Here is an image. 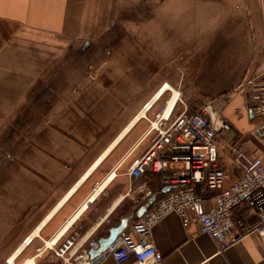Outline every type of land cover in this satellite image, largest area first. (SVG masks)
Here are the masks:
<instances>
[{
	"label": "crops",
	"instance_id": "obj_1",
	"mask_svg": "<svg viewBox=\"0 0 264 264\" xmlns=\"http://www.w3.org/2000/svg\"><path fill=\"white\" fill-rule=\"evenodd\" d=\"M125 1L0 0V139L8 133L14 135V129L10 127L11 121L14 122L13 119L19 115L17 104L21 103L23 106L28 102L29 87L34 83V79L32 82L28 79L30 70H33L32 50L35 49L30 50V46L32 44L45 46L46 42L52 39L59 40L63 36H72L75 39L83 37L84 31L80 24L102 22L105 11L113 3L119 6L125 5ZM132 1V5L140 6L143 0ZM146 1L151 7H157L159 4L177 5V2L171 4L173 0ZM180 1L183 3V9L185 6L189 12L191 10L196 15L213 7L219 13L213 11V14L209 15L212 18H221L230 25L242 26V32L231 30L233 35L238 36L243 42L238 41L232 51L237 61L239 55L242 60L238 66L233 63L234 73L224 84L225 88L221 89L222 83H213L220 85V89L208 94L214 96L209 98H215L213 100L221 116L230 124L228 130H223L219 134L220 164L236 177L240 172L233 165L230 150L232 142L243 144L249 153L264 155V115L252 113L251 88L247 83L250 79L255 81L264 75V0ZM209 12L211 13L210 10ZM186 20L195 21L194 18L186 16L182 22ZM160 21L163 20H157L156 15H151L145 22L142 14L119 19V22L133 24L134 30L127 31L125 37L149 40L165 38L157 32L156 24L161 23ZM141 23L144 27L152 25L143 31ZM122 33L123 31L120 34ZM153 44H150V52L157 54L158 50L152 47L157 49L158 42L155 41ZM164 48V53H167L169 45ZM134 49L137 52V48ZM138 53L142 54V50L138 49ZM16 60L21 62V67L14 64ZM54 87L55 81H48L38 92L36 102L41 103L43 111L39 110L42 114L47 110L46 104L49 99L56 97L54 90L50 89ZM168 90L171 94L167 92ZM164 95H168L169 98L167 97L163 105L166 113L172 114V118L185 108L190 111L186 103L190 96L183 95L185 98H181L179 92L167 81L164 87L155 89L147 97L136 98L131 107L122 105L109 119V108L105 109L107 112L77 110L76 93L73 101L69 102L75 104L74 120L83 114L88 117L90 113L100 126L97 125L98 130L91 127H83L81 131L77 128L71 130L68 126L60 128L55 105L54 111L47 114V116L52 114L47 123L45 115L43 122L41 117L38 118L37 141L33 138L34 143L23 144L21 173L19 172L21 176L17 177L21 178L22 192L16 193L14 190L9 192L12 194L13 202H16V206H13L12 202L11 209L17 210L9 213V217L12 218L15 214L19 217L24 211L27 213L24 219L28 218V226L20 233L22 236L20 241L13 242L6 236L5 264L27 262L93 264L94 257L90 251L98 246L100 240L108 237L111 228L118 226L122 219L127 218L128 223L121 234L132 231V225L139 217L138 210L141 207H151L153 202H147L148 206L146 203L137 205L126 197L133 180L124 168L128 166L129 169L151 143L149 120L153 117L144 113L145 104L149 102L154 106L164 98ZM202 98L204 101L206 97ZM67 111L71 117V109ZM24 115L26 114L22 112V119ZM111 120L115 121L109 123ZM20 125L21 128L24 127ZM67 125L70 126V122ZM8 144L3 145L12 150ZM3 150L4 148L0 147V151ZM11 156L14 157L13 154ZM13 167L12 164L11 169ZM13 173L10 172L9 175ZM156 176L158 178H142L141 181L146 182L159 198L169 189L162 182L163 175ZM210 204L211 201H206V206ZM29 207H33L31 211ZM243 208L235 211V219L244 217L249 221L256 219L252 208ZM9 224L12 223L7 221L4 225ZM29 236L33 239L25 245L24 239ZM151 240L163 254L161 264H264V236L250 233L236 243L222 248L213 238L201 233L198 224L185 225L174 213L156 224L152 230ZM67 241L72 242L69 252L66 250L67 255L61 254L60 249ZM2 245L3 239L0 241V246ZM94 264L119 263L109 257Z\"/></svg>",
	"mask_w": 264,
	"mask_h": 264
},
{
	"label": "rangeland",
	"instance_id": "obj_2",
	"mask_svg": "<svg viewBox=\"0 0 264 264\" xmlns=\"http://www.w3.org/2000/svg\"><path fill=\"white\" fill-rule=\"evenodd\" d=\"M131 2L133 1L126 0L125 5L119 6L113 3L105 11L102 22L80 24L84 31L83 37L75 39L72 36H63L59 40L52 39L46 42L45 46L36 44L30 46V50L35 49L32 50L34 54L31 69L33 70H30L28 79L30 82L34 79V83L33 85L31 83L29 87L28 102L23 106L21 103H15L18 105L19 115L13 119L14 122L11 121L10 127L14 129L15 133L14 135L5 134L0 139V147L4 148L3 151H0V161L2 159L0 162V241L3 239V245L0 246V264H5L7 257L5 252L6 236H9L8 238L13 242L20 241L22 238L20 233L24 227L28 226V218L24 219L27 217V213L25 214L24 211L19 217H16L17 214L12 218L9 217V213L17 211L11 209L14 200L9 192L12 190L16 193L22 192L21 178L17 177L21 176L19 174L21 173L20 159L23 144L32 143L33 138L34 141H37L36 132L39 117L43 122L45 115L47 123L52 115L47 116V114L49 111L51 113L54 111L55 105L60 128L68 126L71 130L77 128L79 131L83 127L96 129L98 124L90 113H88V117L82 113V117L79 115V118L74 120L75 104L69 102L73 101L76 93L78 95L77 110L86 109L99 112L109 108V119L111 114L117 112L122 105L131 107L136 98L147 97L155 89L165 86L167 81L179 92L181 98L190 96L186 99V103L192 112L207 101L215 102L213 100L215 98H209L214 96H208V94L219 90L220 85H213V83H222L221 89L225 88L224 84L234 73L233 67L238 66L241 62V55L238 56L239 60L237 61L235 53H232L236 43L241 40L238 36L233 35L231 30L235 32L241 30L242 32V26L240 24L230 25L222 21L221 18H212L209 15L213 14V11H217L213 7L208 8L211 13L209 10H203L200 11V15H196L191 10L190 13L185 6L183 9V3L181 4L180 0L171 1V4L177 2L175 7L172 5L163 6L164 4L151 7L146 0H143L140 6L132 5ZM136 14H142L145 22L151 15H156L157 20H163L156 26L157 32L165 38L149 40L125 37L127 31L134 30L133 24L119 22V19L122 17L128 19ZM186 16L194 18L195 21L182 22ZM151 25L148 24L144 27L141 23L143 26L141 30L144 31ZM122 31L123 33L120 34ZM194 35L195 37H193ZM155 41L158 42V48H152L158 50L157 54L150 52V44L154 45ZM241 43L243 42L241 41ZM167 44L169 48L167 53H164V47ZM124 45L125 48H123ZM134 48H137V52ZM138 49L142 50V54L138 53ZM198 50L200 51L194 52ZM123 51L125 52L123 53ZM14 64L21 67V62L17 60ZM48 81H55V87L50 89L54 90L56 97L49 99L46 104L47 110L45 114H42L39 110L43 111L42 105L36 102V98L42 86ZM167 92L171 94L169 90ZM201 93L203 94L201 95ZM202 96L206 97L204 100L206 102L203 101ZM167 97L168 95H164L159 103L151 105L152 108L146 111L147 116L149 114L153 117L149 120L150 122H153L156 115L164 110V105L169 98ZM69 108L72 113L71 117L67 111ZM105 111L107 112V110ZM22 112L26 114L23 119ZM114 121L111 120L109 123ZM69 122L70 126L67 125ZM20 124L24 127L21 128ZM107 126L112 128L109 124ZM7 143L12 150H8L3 145ZM12 164L14 165L13 169H11ZM124 171L128 172V166L124 168ZM10 172H14L13 175H9ZM13 203V206H16V202ZM32 208L29 207V211ZM7 221L12 224L4 225ZM12 227L13 229H11ZM27 238L24 239V242ZM67 254L65 253V255Z\"/></svg>",
	"mask_w": 264,
	"mask_h": 264
},
{
	"label": "built area",
	"instance_id": "obj_3",
	"mask_svg": "<svg viewBox=\"0 0 264 264\" xmlns=\"http://www.w3.org/2000/svg\"><path fill=\"white\" fill-rule=\"evenodd\" d=\"M247 83L252 113L264 115V75ZM150 107L145 105L147 110ZM164 113L165 108L156 115L155 125L150 122V146L128 169L133 183L126 197L137 205L148 206L151 198L155 201L133 223L131 232H124L114 248L102 252L103 258L112 257L119 264H161L163 254L151 234L157 223L173 213L185 225L198 224L200 232L222 248L250 233L264 236V155L249 153L243 144L232 142L233 165L240 172L235 177L220 164L218 138L230 124L219 114L214 101L192 112L185 108L174 118ZM152 174L163 175L162 182L169 190L162 197L157 198L154 190L141 181ZM206 201L211 204L206 206ZM240 207L252 208L256 219H235ZM25 242L31 241L27 238ZM71 244L67 241L60 253L64 254Z\"/></svg>",
	"mask_w": 264,
	"mask_h": 264
},
{
	"label": "water",
	"instance_id": "obj_4",
	"mask_svg": "<svg viewBox=\"0 0 264 264\" xmlns=\"http://www.w3.org/2000/svg\"><path fill=\"white\" fill-rule=\"evenodd\" d=\"M155 198L150 199V203L154 202ZM146 207H141L137 215L140 216L144 211ZM128 223V219L124 218L122 219L121 223L116 226L111 228L108 237L102 239L99 241V244L97 247H93L92 250L90 251L91 256L94 257L92 263H97L100 260L103 259L102 252L107 249V248H114L121 240V233L123 232L124 228L126 227Z\"/></svg>",
	"mask_w": 264,
	"mask_h": 264
},
{
	"label": "bare ground",
	"instance_id": "obj_5",
	"mask_svg": "<svg viewBox=\"0 0 264 264\" xmlns=\"http://www.w3.org/2000/svg\"><path fill=\"white\" fill-rule=\"evenodd\" d=\"M165 85H166V84H165ZM163 87H164V86H163ZM148 105L151 106V104H149V102H148ZM143 110H144V113H146V111H148L147 108H145V107L143 108ZM168 115H170V114H169V113H166V108H165L164 116H165V117H168ZM153 123H154V125H155V121H153ZM28 239H30V241H31V240L33 239V237H30V236H29ZM24 244L27 245V244H29V243H28V242H25ZM11 261L13 262V259H11ZM8 262H10L9 259H8ZM30 262H31V261H30ZM33 263H34V262H33ZM33 263H32V264H33ZM26 264H29V262H27Z\"/></svg>",
	"mask_w": 264,
	"mask_h": 264
},
{
	"label": "trees",
	"instance_id": "obj_6",
	"mask_svg": "<svg viewBox=\"0 0 264 264\" xmlns=\"http://www.w3.org/2000/svg\"><path fill=\"white\" fill-rule=\"evenodd\" d=\"M160 176V175H159ZM157 176H156V174H152V175H150L148 178H156ZM158 178V177H157Z\"/></svg>",
	"mask_w": 264,
	"mask_h": 264
}]
</instances>
